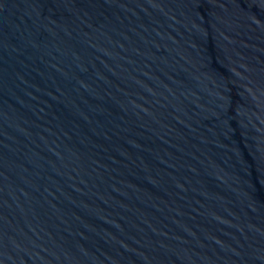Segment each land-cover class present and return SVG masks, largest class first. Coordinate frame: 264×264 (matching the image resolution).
<instances>
[{
  "label": "water",
  "instance_id": "95a60500",
  "mask_svg": "<svg viewBox=\"0 0 264 264\" xmlns=\"http://www.w3.org/2000/svg\"><path fill=\"white\" fill-rule=\"evenodd\" d=\"M0 264H264V0H0Z\"/></svg>",
  "mask_w": 264,
  "mask_h": 264
}]
</instances>
